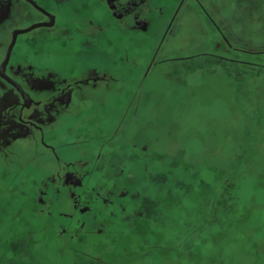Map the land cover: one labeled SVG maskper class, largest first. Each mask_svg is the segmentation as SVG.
Instances as JSON below:
<instances>
[{
	"label": "flooded vegetation",
	"instance_id": "1",
	"mask_svg": "<svg viewBox=\"0 0 264 264\" xmlns=\"http://www.w3.org/2000/svg\"><path fill=\"white\" fill-rule=\"evenodd\" d=\"M238 16L239 0H0V240L11 242L8 258L44 264L46 249L58 247L60 260L70 251L73 264H101L95 252L117 245L122 264L128 256L192 263L182 253L171 261L174 241L192 251V235L204 240L209 222L221 230L241 187H214L205 168H191L190 159L207 158L209 138L187 81L193 71L239 78V63L251 64L231 35ZM232 151L235 176L251 158L238 143ZM187 157L197 185L176 170Z\"/></svg>",
	"mask_w": 264,
	"mask_h": 264
},
{
	"label": "rangeland",
	"instance_id": "2",
	"mask_svg": "<svg viewBox=\"0 0 264 264\" xmlns=\"http://www.w3.org/2000/svg\"><path fill=\"white\" fill-rule=\"evenodd\" d=\"M238 22L239 28L231 35H234V38L240 42L239 55L241 58L251 63H239V78H234L235 80L230 77L214 79L208 76V72L201 74L193 71L196 74L187 81L188 89H191L192 93V112L196 110L197 120L203 125L205 136L207 139L209 138L206 148L207 158L202 161L192 158L190 164L193 168L197 163L198 171L200 165L207 170L203 178L208 181L209 185L223 186L227 180H234L235 184L240 185L239 190L244 192L245 200L249 201V204L255 205L254 215L250 218L255 240L252 245L260 250L261 256L258 257L259 253L243 251L240 247V239H234L231 243L230 253L220 251L218 248L220 246L216 242L209 241L206 247L208 253H218V259L212 264H264V0H239ZM247 49L253 51L248 52ZM224 73L226 74V70ZM180 114L178 111L175 114L177 123L183 121ZM193 115H191L190 121L192 120V124H196L194 123L195 119L192 118ZM234 143H238L240 156L246 157L247 155L251 158L249 163L247 162L244 166L240 165L235 176L232 175L235 171L232 169L233 159L231 158L233 157ZM235 147L236 145H234ZM188 160V157L187 161L176 160V170L180 172L182 170V174L187 175L185 178L183 175L179 177L182 181L189 180L195 183L194 181L199 180L201 176L199 173L191 175L187 173ZM221 168L225 169L224 174H220ZM195 184L197 185L198 182ZM196 187L197 189L191 190L192 202L200 201L199 188L201 186ZM207 218L210 219L209 216ZM179 242V240L174 241L175 253L172 255L171 261L176 263L180 253L185 259L197 258L199 253L191 251L187 245L180 246ZM137 245V241H133L129 247L133 249ZM70 248L65 249L68 251ZM10 249V241L0 240V264H23L20 256L8 258ZM47 249L42 258L45 259L44 264H72L70 251L66 252L64 258L60 260L57 257V251H60L58 247ZM119 249L120 246L115 245L106 254L96 251L95 255L101 256L103 261L101 264H122ZM158 254H152L150 257L154 258V255ZM214 258L212 256V259ZM133 259L128 256L125 264H157L152 261L153 259H150V262L146 259ZM190 264L201 263L193 261ZM209 264L211 263L209 262Z\"/></svg>",
	"mask_w": 264,
	"mask_h": 264
},
{
	"label": "trees",
	"instance_id": "3",
	"mask_svg": "<svg viewBox=\"0 0 264 264\" xmlns=\"http://www.w3.org/2000/svg\"><path fill=\"white\" fill-rule=\"evenodd\" d=\"M244 192L239 191L238 195V208H228L223 210V223L221 225L222 229L218 230L219 225L218 224H208L207 230H206V238L204 240H200L195 235H192V241L190 240V244L192 246V250L197 252V254L200 252L201 254L197 255V260L192 258L191 261L201 264H209V262L212 264V262L216 261L218 259V253L217 254H211L208 253V249L206 248L208 246L209 241H214L219 245L220 251L225 252H231V243L235 240L241 241L240 247L243 251H246L248 253H259L257 254L258 257H260V250L256 249L254 244V238H253V228L251 226V216L254 215L255 209L252 207H249V201L245 200V196L243 195ZM261 214V213H260ZM195 226H192L191 233L193 234ZM218 228V229H217ZM236 235V237H235ZM180 246L184 244L185 240H179ZM238 243V241H236ZM255 246V248H254ZM34 248L33 246L31 247ZM228 250V251H227ZM210 251V250H209ZM218 252V251H217ZM212 256L215 258L212 259ZM22 262H25V257H21ZM71 259V258H70ZM73 260H71V263ZM23 263V264H24ZM119 263V262H118ZM67 264V263H66ZM115 264V263H114Z\"/></svg>",
	"mask_w": 264,
	"mask_h": 264
}]
</instances>
